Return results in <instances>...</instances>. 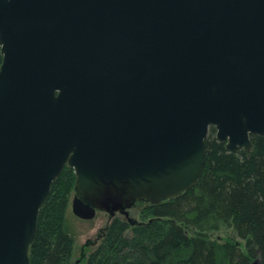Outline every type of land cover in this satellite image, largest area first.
<instances>
[{
    "label": "water",
    "instance_id": "water-1",
    "mask_svg": "<svg viewBox=\"0 0 264 264\" xmlns=\"http://www.w3.org/2000/svg\"><path fill=\"white\" fill-rule=\"evenodd\" d=\"M0 53V264H29L65 166L74 216L134 225L196 184L210 126L264 136V0H0Z\"/></svg>",
    "mask_w": 264,
    "mask_h": 264
},
{
    "label": "trees",
    "instance_id": "trees-1",
    "mask_svg": "<svg viewBox=\"0 0 264 264\" xmlns=\"http://www.w3.org/2000/svg\"><path fill=\"white\" fill-rule=\"evenodd\" d=\"M250 140L249 152L229 151L210 126L196 184L174 199L143 202L137 224L112 217L97 247L84 252L78 264H264V136ZM74 183L67 166L52 182L39 210L29 264L77 261L74 240L65 229ZM222 227L231 228L244 249L210 237Z\"/></svg>",
    "mask_w": 264,
    "mask_h": 264
},
{
    "label": "rangeland",
    "instance_id": "rangeland-1",
    "mask_svg": "<svg viewBox=\"0 0 264 264\" xmlns=\"http://www.w3.org/2000/svg\"><path fill=\"white\" fill-rule=\"evenodd\" d=\"M73 196L74 192L71 193L69 205L65 215V229L74 240L73 261H75L82 258L84 256V252L89 253V251H92L97 247L101 237L103 236V230L110 224L112 217L120 218L122 220H127V218L119 213L109 217L106 212L100 211L96 213L95 218L92 220H81L74 216L71 211L70 204ZM144 206L143 202H140L135 207H132L128 211L130 219L139 220L140 211ZM209 235L211 238L220 241L231 240L239 245L241 249H244V241L238 238L231 228L222 227L220 230L210 233Z\"/></svg>",
    "mask_w": 264,
    "mask_h": 264
},
{
    "label": "flooded vegetation",
    "instance_id": "flooded-vegetation-1",
    "mask_svg": "<svg viewBox=\"0 0 264 264\" xmlns=\"http://www.w3.org/2000/svg\"><path fill=\"white\" fill-rule=\"evenodd\" d=\"M77 260H79V259H77ZM76 261V260H75Z\"/></svg>",
    "mask_w": 264,
    "mask_h": 264
}]
</instances>
